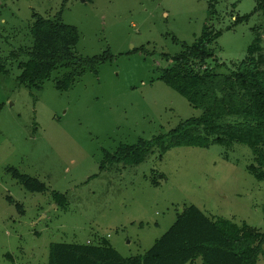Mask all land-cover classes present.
I'll return each mask as SVG.
<instances>
[{"label":"rangeland","instance_id":"1","mask_svg":"<svg viewBox=\"0 0 264 264\" xmlns=\"http://www.w3.org/2000/svg\"><path fill=\"white\" fill-rule=\"evenodd\" d=\"M257 0H0V264H48L55 242L108 239L124 257L143 255L196 205L264 231V179L248 165L252 148L159 145L136 163L124 146L168 134L201 110L162 79L167 57L191 46L211 24L215 62L242 60L264 29ZM214 6L213 10L211 6ZM79 34L77 57L106 61L74 67L68 89L59 66L41 89L18 80L33 45L34 15L57 18ZM249 15L236 22V17ZM264 46V32L262 34ZM228 66L217 69L227 73ZM37 178L30 191L16 175ZM66 195V204L54 194ZM186 264H202L198 258ZM258 264H264V245Z\"/></svg>","mask_w":264,"mask_h":264},{"label":"trees","instance_id":"2","mask_svg":"<svg viewBox=\"0 0 264 264\" xmlns=\"http://www.w3.org/2000/svg\"><path fill=\"white\" fill-rule=\"evenodd\" d=\"M212 10L214 6L212 5ZM264 17V0H257L254 9ZM249 15L236 17L247 20ZM246 56L227 65L215 62L211 45L221 35L211 24L204 27L191 46L167 57L162 66L165 83L185 96L201 114L182 122L168 136L140 140L124 146L119 153L136 163L156 145L163 151L177 146L209 147L217 143L226 147L235 142L252 148L254 161L248 170L259 180L264 179V46L263 30L257 29ZM33 45L27 50L28 59L19 65L18 80L30 88L41 89V83L59 66L70 68L57 82L60 90L68 89L75 79L74 67L84 63L106 61L107 57L82 60L74 47L79 41L77 29L61 19L34 15L30 25ZM228 66L227 73L217 69ZM3 65L0 64V70ZM30 191L43 192L46 186L37 178L18 175ZM59 204H66V195L56 192ZM264 231L220 217L211 218L196 205L182 209L176 221L143 254L122 256L108 239L97 243L55 242L50 245L48 264H186L201 258L202 264H258L263 251Z\"/></svg>","mask_w":264,"mask_h":264},{"label":"water","instance_id":"3","mask_svg":"<svg viewBox=\"0 0 264 264\" xmlns=\"http://www.w3.org/2000/svg\"><path fill=\"white\" fill-rule=\"evenodd\" d=\"M182 211V210H181Z\"/></svg>","mask_w":264,"mask_h":264}]
</instances>
